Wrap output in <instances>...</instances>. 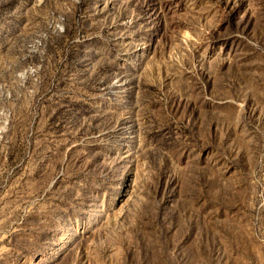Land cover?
Listing matches in <instances>:
<instances>
[{"label":"rangeland","instance_id":"rangeland-1","mask_svg":"<svg viewBox=\"0 0 264 264\" xmlns=\"http://www.w3.org/2000/svg\"><path fill=\"white\" fill-rule=\"evenodd\" d=\"M0 264H264V0H0Z\"/></svg>","mask_w":264,"mask_h":264}]
</instances>
